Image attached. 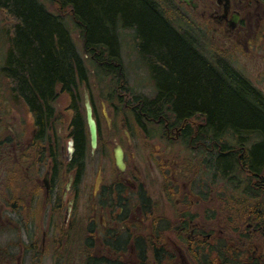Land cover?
<instances>
[{
	"label": "flooded vegetation",
	"instance_id": "obj_1",
	"mask_svg": "<svg viewBox=\"0 0 264 264\" xmlns=\"http://www.w3.org/2000/svg\"><path fill=\"white\" fill-rule=\"evenodd\" d=\"M163 5L169 20L168 12L179 9L180 20L195 18L193 28L184 31L195 34L197 48L210 62L223 67L226 61L232 76L249 80L218 50L212 56L203 52L201 27L212 39L244 48L251 31L257 40L264 38L261 0H166ZM252 42L249 39L247 45ZM87 84L76 90L55 85L53 96L42 104L39 126L28 102L0 72V232L6 239L0 262L41 264L48 255L56 259L53 264L59 257L65 264H264V243L257 249L252 240L246 242L256 230L251 224L245 227L247 233L237 235V246L230 253L227 241L215 232V213L206 208L198 181L192 182L191 174L186 178L179 162L167 156L174 145L183 150L186 123L197 129L205 125L204 118L197 115L193 122H176L154 115L150 107L147 115L141 100L134 98L135 104H126L123 111L112 104L105 112L101 101L99 107L93 102ZM114 86L111 95L120 101L122 84L115 81ZM74 94L81 96L77 102L83 107L88 139L83 154L75 153L72 126L65 128L62 121L64 112L73 115ZM85 96L97 128L93 151ZM154 146L160 148L154 152L158 158L151 153ZM116 147L122 151L121 170L115 165ZM194 188L199 196L191 192ZM180 201L183 208L175 219L161 213L164 204L168 208ZM58 241L62 246L56 250ZM242 247L245 251L239 252Z\"/></svg>",
	"mask_w": 264,
	"mask_h": 264
},
{
	"label": "trees",
	"instance_id": "obj_2",
	"mask_svg": "<svg viewBox=\"0 0 264 264\" xmlns=\"http://www.w3.org/2000/svg\"><path fill=\"white\" fill-rule=\"evenodd\" d=\"M165 1L53 0L78 29L82 52L102 74L100 80L111 76L126 94L119 30L133 31L138 58L156 93L131 97L141 100L147 115L150 107L154 115L176 122L202 116L203 127L186 123L185 145L199 154L211 182L220 181L245 201L232 198L236 209L250 211L264 223L259 201L260 196L264 200V95L244 76H232L226 61L223 67L210 62L197 48L193 32L179 30L165 18ZM0 10L10 22L0 72L28 102L40 126L42 104L53 96L55 85L76 90L88 82L86 59L62 20L67 13L54 14L40 0H0ZM73 96L71 135L75 153L83 154L88 140L83 107L77 102L81 96Z\"/></svg>",
	"mask_w": 264,
	"mask_h": 264
},
{
	"label": "rangeland",
	"instance_id": "obj_3",
	"mask_svg": "<svg viewBox=\"0 0 264 264\" xmlns=\"http://www.w3.org/2000/svg\"><path fill=\"white\" fill-rule=\"evenodd\" d=\"M44 6L52 13L57 14V11H60L61 13H67L65 11H61L57 9L56 4L53 2V0H40ZM164 4V3H163ZM162 4V10L164 13L167 12V7ZM261 4L264 5V0H261ZM177 10V9H176ZM264 12V8L262 9ZM69 12V11H68ZM177 13H180L181 17V11L180 9L175 11L173 14V11L168 12V17H170L171 22L173 25L179 29V30H185L189 27L193 28L191 26V22L193 19L184 17L180 20V18L176 15ZM262 18H264V15H261ZM195 17V16H194ZM62 20L69 28L71 35L73 36L77 50L79 53L83 54V57L86 59L85 68L88 73V84L86 88L88 89L89 93L92 96L93 102L96 103V105L100 104V101L104 105V111L108 110V107L117 106L120 108V110H124V106L127 104L133 103V99L131 96H141V97H147L150 98L153 96V90H152V83L150 80V77L148 75L147 69L145 68L144 64L139 60L138 53L136 51V44L134 42V33L131 30L127 29H120L119 30V38H120V52H121V59H122V65H123V71L125 73V80H126V88L128 89L129 94H126L124 90L118 92V95H120V101L113 98L111 94H113L116 87L113 85L114 83L111 82L109 78H106L100 80L98 76H102V74L97 73L98 70L95 69L94 65H92L88 60L87 56L82 52L81 48V40L79 36V31L71 21L69 14L66 15L63 14ZM175 22H174V21ZM178 23V25H177ZM10 25V22L8 21L7 16L0 10V67L3 65V60L6 54V51L8 49V43L5 39V29L8 28ZM255 24H253L254 26ZM203 29L202 33V43L203 47L202 50L207 56L215 55L214 51L218 50L223 58L228 60L234 67L238 68L240 71L246 74V77L255 85L260 91L264 93V38L261 40H257L255 37L254 32L251 31V34L247 40H245L244 48L240 45H234V43H228L225 40L212 39L209 35L205 33V26L201 27ZM264 32V30H263ZM249 39H253V42L249 45H247V41ZM242 42V39L239 40ZM226 44H225V43ZM251 46V49L250 47ZM248 48V50H247ZM250 49V50H249ZM86 89V90H87ZM119 99V98H118ZM62 101V106L65 108L66 103ZM129 103V104H128ZM113 104V105H112ZM134 104V103H133ZM114 110V109H112ZM64 111V109H63ZM106 112V111H105ZM107 114V113H106ZM71 116L70 112H64L62 121H65V124L68 123V118ZM198 118H193L191 121ZM191 122V123H192ZM179 145H174V149H172L169 154L167 155L169 159H174L175 162H179L180 166H182V169L185 171V176L188 178V174H191L192 182H196L198 179H200L199 184L196 183L198 186H200V191H203L204 193L202 196L204 197L203 200L207 201L206 208H210L215 213L216 218V231L217 236H220L222 239L226 240L228 243V250L230 253H234L232 250L235 249L237 244L235 243V239H238V234L240 233H247L246 225L251 224L253 228L256 230L253 234L250 235V237L247 239L246 242L251 241L250 244H253L257 247L260 246L261 243H264V223L261 222V220L257 219V215L248 212H242L238 209H236V206H234V202L231 201L232 198H235V200L239 201L238 195L234 194L232 189L228 188L224 184H222L220 181H212L209 177L205 176L203 174L204 169L201 167V161L200 156L198 153H196L195 150H191L187 145L184 146L183 150L177 151L176 148ZM158 146L152 147V152L159 151ZM161 154V153H160ZM155 155V154H154ZM156 156V155H155ZM157 157V156H156ZM158 158V157H157ZM162 158H164L162 156ZM194 184V183H193ZM152 189V188H151ZM191 192L194 194H197L196 188L191 189ZM199 196V195H198ZM194 200V204L196 203V199L194 196L191 198ZM242 200V199H241ZM244 201V200H242ZM259 201L262 204V207L264 205L263 197H259ZM230 202V203H229ZM245 202V201H244ZM183 202H179L177 204H171L168 206H161V213L164 214L169 220L175 219V215L178 214V211L182 210L183 208ZM199 205V204H198ZM197 205V206H198ZM204 205V203H202ZM186 207V203H185ZM261 207V206H257ZM166 208V210H165ZM204 209V207H203ZM201 213V211H199ZM199 213V214H200ZM231 220V225H228L227 222ZM203 220L199 224H203ZM171 240L172 237H169ZM263 240V241H262ZM6 239L4 238L3 234L0 232V248L2 246H5ZM170 242L169 240L167 241ZM69 242L65 243V246H68ZM62 246V242L58 241L56 243V250H58ZM64 246V245H63ZM64 246V248H66ZM255 247V248H256ZM245 248L242 247V250L239 252H244ZM50 252V251H49ZM245 254V253H243ZM35 261L39 259L38 257H35ZM44 258V256L41 257V259ZM40 259V260H41ZM39 262V261H38ZM56 262V259L50 257L47 255L45 259L41 261V264H53ZM65 264L64 258L59 257V262L57 264Z\"/></svg>",
	"mask_w": 264,
	"mask_h": 264
},
{
	"label": "water",
	"instance_id": "obj_4",
	"mask_svg": "<svg viewBox=\"0 0 264 264\" xmlns=\"http://www.w3.org/2000/svg\"><path fill=\"white\" fill-rule=\"evenodd\" d=\"M84 108H85L86 123L88 127L90 148L91 150H94L97 144V129H96V123L92 117V109L87 96H85L84 98ZM114 158H115L116 167L119 170L123 169L124 164L122 161V151L119 147H116V150L114 151Z\"/></svg>",
	"mask_w": 264,
	"mask_h": 264
}]
</instances>
